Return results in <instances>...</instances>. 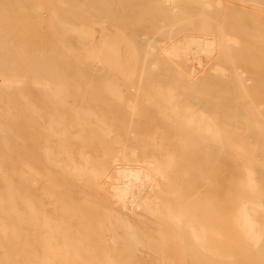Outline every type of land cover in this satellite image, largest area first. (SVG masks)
Instances as JSON below:
<instances>
[{
    "label": "bare ground",
    "instance_id": "obj_1",
    "mask_svg": "<svg viewBox=\"0 0 264 264\" xmlns=\"http://www.w3.org/2000/svg\"><path fill=\"white\" fill-rule=\"evenodd\" d=\"M0 264H264V0H0Z\"/></svg>",
    "mask_w": 264,
    "mask_h": 264
}]
</instances>
